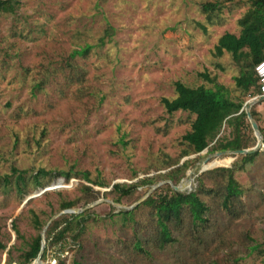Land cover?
<instances>
[{
	"label": "rangeland",
	"instance_id": "rangeland-1",
	"mask_svg": "<svg viewBox=\"0 0 264 264\" xmlns=\"http://www.w3.org/2000/svg\"><path fill=\"white\" fill-rule=\"evenodd\" d=\"M13 1V12L0 11V181L11 175V167L30 173L41 167L87 171L91 181L103 186L80 175L68 182L57 176L42 188L52 189L33 190L20 200L12 188L0 185V264L8 259L17 264L19 252L37 232L28 220L30 210L49 223L40 264H231L235 259L260 264L248 247L264 241V141L254 162L233 174L244 189L240 218H229L218 197L201 196L207 208L205 228L196 233L185 219L171 233L174 244L163 249L153 245L154 230L141 201L135 205V228L115 215L136 204L152 185L140 186L118 202L112 191L114 183L129 186L163 175L180 157L185 148L180 136L193 116L166 114L160 104L161 98L174 96L176 81L211 87L200 75L215 76L243 108L253 101L249 110L254 109L264 128V97L242 94L235 86L238 67L231 55L214 53L222 33H238L248 0ZM208 1L220 2V11L210 17L200 9ZM84 44L92 47L91 54L71 57ZM67 63L85 72L82 81L75 80ZM228 129L224 125L218 137L228 136ZM212 143L202 153L181 158L180 163H191L179 182H189L192 167L214 153ZM223 155L205 166L230 168L241 158ZM200 174L193 176L192 191ZM57 181L61 187L55 189ZM202 181L205 187L215 184L208 177ZM81 185L93 194H82ZM28 197L33 198L23 204ZM68 200H77L71 209H82L95 219L86 221L77 240L46 245L53 222L77 214H59L58 203ZM12 224L17 225V236ZM137 238L144 253L132 247Z\"/></svg>",
	"mask_w": 264,
	"mask_h": 264
},
{
	"label": "trees",
	"instance_id": "trees-1",
	"mask_svg": "<svg viewBox=\"0 0 264 264\" xmlns=\"http://www.w3.org/2000/svg\"><path fill=\"white\" fill-rule=\"evenodd\" d=\"M17 2L13 0H0V11L5 13L13 12ZM247 10L238 19V33L236 35L229 32L222 33L216 40L214 53L221 56L224 52H228L232 61L238 67V75L234 77L235 86L241 90L242 94L253 95L259 92L258 78L255 76L253 67L256 62L264 58V0H248ZM202 12L208 17L217 11H220L219 1H208L200 5ZM103 35L98 39V46L103 45ZM92 52L89 44L73 50L71 57L80 56L86 58ZM69 69L74 71L75 80L80 82L84 78L85 72L77 70L72 64H68ZM202 79L212 84L211 87L198 86L190 87L181 81L174 82V96L170 99L161 98L160 104L166 114H172L176 111H182L193 116L190 122V128L186 130L180 139L184 143L185 148L180 157L172 163L174 165L163 175L156 177H145L132 185L113 184V192L116 194L115 201L120 198L131 196L140 186L153 185L155 182L166 181L171 184H177L188 168V160L180 163L182 157L189 154H199L206 149V146L213 142L210 146L211 151H241V149L252 148L256 142V138L252 133L250 121L242 107V101H233L229 98V90L217 81L215 76H209L207 73L200 75ZM251 116L258 125V131L264 141V131L260 124V120L253 108L249 110ZM228 129V136L218 137L223 126ZM258 152L249 154H241V158L236 164L229 167H215L207 172L201 173L196 179V189L185 193L175 191L169 184H165L155 189L148 197L144 198L139 206L147 208L148 217L154 230L153 245L159 249L174 244L175 238H172L173 229L182 227L185 219L193 227L194 232H198L205 228L208 222L205 218L207 211L206 205L201 201V196L211 195L218 197L219 205L229 218L236 220L242 214V205L240 198L244 192L238 182L233 178L236 171H242L247 165L254 162ZM224 156V155H223ZM229 157L235 158V155ZM220 158H223L222 156ZM170 165V166H172ZM168 166V168L170 167ZM80 175L88 180L94 186L102 187V183L91 181L87 171L79 173L62 172L37 168L33 173L11 167V175L3 177L0 185L9 186L19 196L20 200L30 195L33 190L45 188L51 180L57 176L64 178L65 182L72 176ZM210 178L215 184L211 187H205L202 178ZM158 179V180H157ZM82 194H93L89 186L81 185ZM77 200L60 201L58 203L59 211L67 210L75 206ZM136 206L131 210H118L115 215L119 216L124 225L132 223V228L136 227L133 220V214ZM29 222L33 229H36L34 236L26 243L25 248L21 249L18 254L17 264L32 263L40 248L39 232L43 230L46 222L38 218L34 211H28ZM106 216L112 217L111 213ZM94 220L88 212H80L77 214H69L53 222L46 236V245L59 247L63 242L77 240L85 229L87 220ZM15 235H18L16 224H12ZM132 247L138 252H143L140 248V239H135ZM4 245L0 244V249ZM249 252H256L260 257V264H264V241L261 243H252L248 247ZM45 252V246L41 255ZM12 262L8 259L7 264ZM215 264H218L214 262ZM63 264V263H60ZM231 264H243L240 260L235 259Z\"/></svg>",
	"mask_w": 264,
	"mask_h": 264
},
{
	"label": "water",
	"instance_id": "water-1",
	"mask_svg": "<svg viewBox=\"0 0 264 264\" xmlns=\"http://www.w3.org/2000/svg\"><path fill=\"white\" fill-rule=\"evenodd\" d=\"M252 100L248 101L245 106H244V112L247 114V117L249 118V121H250V124H251V127H252V132H253V135L255 136L256 138V142L255 144L252 146V148H248V149H241V151H230V150H227V151H217V152H214V153H211L209 155L206 156V158L202 159L198 164H196L195 166L192 167V169L190 170L189 174H190V177H189V182H190V185L189 187L187 188H184L183 187V182L184 181H180L179 183L177 184H171L170 182H162V183H155L154 185L151 186V188L148 190V192L143 196L141 197L138 202L136 204H134L133 206L129 207V208H125L124 210H130L132 209L135 205H137L140 201H142L144 198L148 197V195L154 190L156 189L157 187L161 186L162 184H169L171 188H173L175 191H178V192H185V193H188V192H191L192 189H193V186H192V182H193V176H195L196 174H200L202 172H205L207 171L208 169H211L213 167H223V166H226L224 164H218V165H214V166H211V167H206L205 165L207 164V162L211 161L212 158L214 159H217L219 156L223 155V154H229V155H241V154H249V153H252V152H255V151H258L260 150L262 147V138H261V135L258 131V125L256 123V121L253 119V117L251 116V113L249 112V107L250 105L252 104ZM206 150V149H205ZM205 150H203L202 152H204ZM201 152V153H202ZM60 183L61 181H57V184H56V187H54L55 189H58L60 188ZM49 189H52V188H46V189H42L41 191H39V193H42L44 191H47ZM34 197V196H33ZM33 197H28L24 200L23 204H26V202L28 200H30L31 198ZM82 209H71V208H68L67 210H63L61 211L59 214H62V213H68V212H80ZM58 216L57 215H54L52 216L49 221H51L52 219L56 218ZM49 224V223H48ZM43 228L42 232L39 233V237H40V248H39V251L36 255V258L35 260L31 263V264H35L36 262H38V264H40V261H41V253H42V250H43V247H44V238H43V232H45L46 230V227L47 225Z\"/></svg>",
	"mask_w": 264,
	"mask_h": 264
},
{
	"label": "built area",
	"instance_id": "built-area-1",
	"mask_svg": "<svg viewBox=\"0 0 264 264\" xmlns=\"http://www.w3.org/2000/svg\"><path fill=\"white\" fill-rule=\"evenodd\" d=\"M255 76L258 78L259 92L255 94L258 98L264 97V58L255 63L253 67Z\"/></svg>",
	"mask_w": 264,
	"mask_h": 264
},
{
	"label": "bare ground",
	"instance_id": "bare-ground-1",
	"mask_svg": "<svg viewBox=\"0 0 264 264\" xmlns=\"http://www.w3.org/2000/svg\"><path fill=\"white\" fill-rule=\"evenodd\" d=\"M188 183H189L188 181L183 182V183H182V184H183V187H184V188L189 187V184H188ZM35 264H38V262H36Z\"/></svg>",
	"mask_w": 264,
	"mask_h": 264
}]
</instances>
